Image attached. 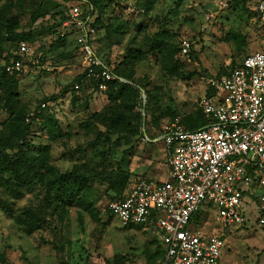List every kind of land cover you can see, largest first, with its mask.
Instances as JSON below:
<instances>
[{"label": "rangeland", "instance_id": "374dc122", "mask_svg": "<svg viewBox=\"0 0 264 264\" xmlns=\"http://www.w3.org/2000/svg\"><path fill=\"white\" fill-rule=\"evenodd\" d=\"M260 1L121 0L99 23L91 5L73 3L93 18L96 52L135 83L137 91L107 95L89 81L75 39L62 38L69 30L50 35L56 19L37 18L38 0H0V69L12 42L21 39L32 51L17 78L3 79L0 71V264L159 262L154 231L122 228L108 205L140 179L164 174L166 153L157 140L202 116L209 79L264 52ZM184 41L192 45L188 55ZM57 194L75 197L57 201ZM243 212L244 226L226 227L206 202L190 227L222 237L220 264H264L258 199L245 196Z\"/></svg>", "mask_w": 264, "mask_h": 264}, {"label": "built area", "instance_id": "2783aa9c", "mask_svg": "<svg viewBox=\"0 0 264 264\" xmlns=\"http://www.w3.org/2000/svg\"><path fill=\"white\" fill-rule=\"evenodd\" d=\"M255 13L264 30V0ZM67 17L63 29L75 30L88 78L97 80L99 91L106 92L116 78L95 52L92 18L77 5ZM191 48L184 41L182 54L188 55ZM19 54L31 58L29 45L21 43ZM24 65L14 61L6 72L21 75ZM207 88L214 95H205L199 107L208 125L189 132L178 122L159 138L168 179L142 178L124 200L108 206L122 227L153 228L164 253L160 264H220L222 237L190 229L206 202L217 209L222 225L242 227L244 198L251 195L258 199L264 222V52L247 55L228 75L209 79Z\"/></svg>", "mask_w": 264, "mask_h": 264}, {"label": "trees", "instance_id": "16d2710c", "mask_svg": "<svg viewBox=\"0 0 264 264\" xmlns=\"http://www.w3.org/2000/svg\"><path fill=\"white\" fill-rule=\"evenodd\" d=\"M39 1V3H40V7L42 8V13L41 14H38L37 15V18L38 19H46L47 17H54L55 19H56V21H54L52 24H51V32H50V35H53V34H56V33H60V31H61V28H62V30H63V24H64V22L65 21H67L68 20V17H67V14H68V12L71 10V8L73 7V6H75L76 4H73V3H77V2H80V4H84V3H86V4H89V5H91L92 7H93V11L89 14L91 17H93V15H94V19H96V20H94L96 23H99V20H100V18H101V16H102V13L107 9V8H109V5L110 6H116V7H119L120 6V2H121V0H120V2H115L114 0H38ZM85 15H86V12H85ZM96 15H97V18H96ZM94 24V22H93V18H92V25ZM94 27V26H93ZM59 33H58V35H59ZM63 33V34H62ZM66 34H65V36L63 37V35H64V31L63 32H61V35H62V38H64V40L65 41H67L68 43H70V41H71V43L73 42V40L72 39H74L73 37H72V35H71V33H67V32H65ZM63 40V41H64ZM24 41H22L21 39L18 41V42H12L13 44H15L14 46L15 47H13L12 48V50L10 51V50H8L9 52H8V54L11 52V56H10V58L8 59V62H6L3 66H2V68L0 69V71H1V73H2V77L1 78H3V79H5V78H7V77H14V78H17V76L19 75V74H8L7 72H6V66H8V65H10L12 62H14V61H23L24 62V58H22L21 56H20V54H19V45L21 44V43H23ZM25 43V42H24ZM94 43H95V41H94ZM94 46V45H93ZM95 49V48H94ZM95 52H96V50H95ZM96 54H97V56L102 60V62H103V64H104V66L106 67V68H108L111 72H112V74L115 76V80H114V82H112V83H110L109 84V87H108V90L105 92L107 95L108 94H110L111 92H113L114 90H118L119 88H121V89H128V90H133V91H137V90H135L134 89V87H135V83L133 82V81H131L129 78H127V77H125V76H123V75H121L119 72H117L115 69H112L109 65V63L107 62V61H105V60H103L104 58L103 57H101V55H100V53L98 52H96ZM246 57V55L241 59V60H239V61H233L230 65H229V67H228V70H227V72L224 74V75H228L237 65H239L240 63H241V61L244 59ZM82 76L83 75H81V78L80 79H78V80H76V82H78V84H80L79 83V81H81L82 80ZM221 76V75H220ZM219 76V77H220ZM84 78V77H83ZM89 81H91L92 83H93V85H95V87H97L96 89H98V85H99V82L97 81V80H95V79H89ZM124 81H126L127 83H124ZM131 81V82H130ZM82 83L84 82L83 80L81 81ZM130 82V83H129ZM3 85V83H0V87ZM207 96H213L214 95V91L213 90H209L208 92H207V94H206ZM38 109V108H37ZM201 117L199 118V119H197V120H189V121H187V126H182L183 128H184V130H186V131H189V132H194V131H197V130H199V129H201V128H204V127H206L207 125H208V123H209V120L206 118V116L202 113V111H201ZM39 118V116H37L36 118H34V119H32L31 120V123L30 124H32L34 121H36L37 119ZM205 119V123L204 122H202V123H200L199 122V120H204ZM30 124H27L26 125V128L23 130V135H22V132H21V140L19 141V145H24V144H26V136H27V133L29 132V130H30V127H31V125ZM23 137V138H22ZM23 142V143H22ZM19 147H22V146H19ZM67 180V179H66ZM64 181V179H62V180H60V182H58L59 184H60V187H62V185H63V182ZM136 184L137 183H135L134 184V186L132 187V189L130 190V192L134 189V187L136 186ZM59 189L60 188H58L56 191H54L55 193H57L58 191H59ZM129 192V193H130ZM71 196H73V197H75L73 194H68V195H64V194H62V195H59L58 196V194L56 195V200L57 201H62V199L61 198H63L64 197V199L65 198H67V197H69V198H71ZM126 196L127 195H123V193L122 194H120V195H118V196H116V197H114L111 201H110V203L111 202H114V201H117V200H124L125 198H126ZM71 200V199H70ZM109 203V204H110ZM109 206V205H108ZM108 213H109V215H111L110 214V212H109V209H108ZM112 218V217H111ZM122 228H124V229H127V230H140V231H142V229L144 228V227H138V229H136V227L135 226H130V227H122ZM151 229H149V231H150ZM152 231H154L153 230V228H152ZM155 240L157 241V243H158V246H159V251H160V260H159V262L157 263V264H160L162 261H163V257H164V253H163V250H162V247H161V244H160V242H159V239H158V237L157 236H155Z\"/></svg>", "mask_w": 264, "mask_h": 264}, {"label": "crops", "instance_id": "0c3cea01", "mask_svg": "<svg viewBox=\"0 0 264 264\" xmlns=\"http://www.w3.org/2000/svg\"><path fill=\"white\" fill-rule=\"evenodd\" d=\"M157 142H159V139L157 140ZM164 150V149H163ZM165 152V151H164ZM163 160V162H164V165H165V171H164V174H162V175H154L153 176V180H156V181H160V177H162V176H164L165 175V172L167 171V174H168V167H167V160L166 159H162ZM152 176H146V177H144V178H148V179H152L151 178ZM167 179H165L164 181H166ZM146 230H148V229H142V231H146Z\"/></svg>", "mask_w": 264, "mask_h": 264}]
</instances>
